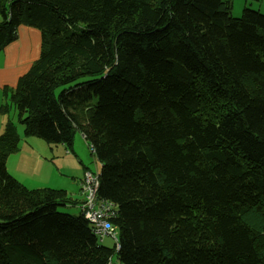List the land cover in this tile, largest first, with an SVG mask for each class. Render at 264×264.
Wrapping results in <instances>:
<instances>
[{"label": "trees", "instance_id": "obj_1", "mask_svg": "<svg viewBox=\"0 0 264 264\" xmlns=\"http://www.w3.org/2000/svg\"><path fill=\"white\" fill-rule=\"evenodd\" d=\"M231 5L0 0V52L22 25L41 32L40 57L2 88L0 264H264V14ZM12 111L25 136L68 152L83 136L113 247L84 195L8 171Z\"/></svg>", "mask_w": 264, "mask_h": 264}, {"label": "crops", "instance_id": "obj_2", "mask_svg": "<svg viewBox=\"0 0 264 264\" xmlns=\"http://www.w3.org/2000/svg\"><path fill=\"white\" fill-rule=\"evenodd\" d=\"M30 28L34 27L20 26L18 38L6 45L0 52V105L4 101L3 86L16 85L18 78L27 71L28 62L24 60L29 56L28 52L34 50L32 39L35 37V31ZM3 122L4 118L0 115V133L3 129ZM25 138L24 142L21 140L20 149L8 157L6 162L8 171L30 188L60 187L62 184H60L58 174L54 171L52 157L47 153L43 154L41 150L43 146L40 141ZM48 150L52 152L53 147ZM65 153L69 154L70 152L65 149ZM49 167L53 170L54 175L49 171ZM66 191L68 192V190Z\"/></svg>", "mask_w": 264, "mask_h": 264}, {"label": "rangeland", "instance_id": "obj_3", "mask_svg": "<svg viewBox=\"0 0 264 264\" xmlns=\"http://www.w3.org/2000/svg\"><path fill=\"white\" fill-rule=\"evenodd\" d=\"M245 7L252 10H259L261 13L264 14V0H232V15L234 17L241 16L242 11ZM30 29H33L35 31V37H33L32 39L34 44V50L29 51V56L24 60L28 62L27 70L30 68L31 64L40 57L41 32L38 28ZM10 118L13 120L14 123L17 124L19 132L21 133L22 142L26 140L25 137H27L28 139H36L37 141H40V143H42L43 147H41V150L43 154L47 153L50 157H52L54 171L58 174V179L61 182L60 184H62L60 187L57 188H64L68 190L69 196L72 199L78 200L80 202L83 197V194L80 192V187L83 181V173L86 170L85 167L93 171H98L100 169V162L97 160L94 154L91 153V150L85 142L83 136L79 132L76 133L73 142L74 153L70 152L69 154H66L65 149L61 144L50 145L40 138L34 136H25L23 132V126L18 122L17 113L15 111L11 112ZM50 147H53L52 152L48 150ZM57 148L58 150H56ZM49 171H51L53 174V170L50 167ZM61 211L77 215L79 214V207L77 205L67 206L61 208ZM101 242L109 247H113L116 243L114 238L111 236H106Z\"/></svg>", "mask_w": 264, "mask_h": 264}, {"label": "built area", "instance_id": "obj_4", "mask_svg": "<svg viewBox=\"0 0 264 264\" xmlns=\"http://www.w3.org/2000/svg\"><path fill=\"white\" fill-rule=\"evenodd\" d=\"M81 186L84 195L82 204L84 217L93 225L97 235L100 237L111 236L117 241V232L109 221L111 215L114 214L111 204L106 200H101L100 203L96 200L98 188L96 177L92 173L86 172Z\"/></svg>", "mask_w": 264, "mask_h": 264}, {"label": "clouds", "instance_id": "obj_5", "mask_svg": "<svg viewBox=\"0 0 264 264\" xmlns=\"http://www.w3.org/2000/svg\"><path fill=\"white\" fill-rule=\"evenodd\" d=\"M83 204V203H82ZM86 219V218H85ZM117 236H118V234H117ZM115 240V239H114ZM116 241V240H115Z\"/></svg>", "mask_w": 264, "mask_h": 264}, {"label": "bare ground", "instance_id": "obj_6", "mask_svg": "<svg viewBox=\"0 0 264 264\" xmlns=\"http://www.w3.org/2000/svg\"><path fill=\"white\" fill-rule=\"evenodd\" d=\"M94 233H96V231H94Z\"/></svg>", "mask_w": 264, "mask_h": 264}]
</instances>
